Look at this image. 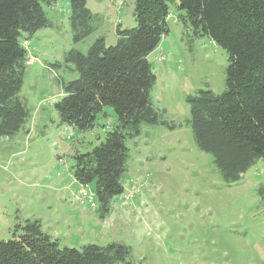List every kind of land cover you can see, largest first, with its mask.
Instances as JSON below:
<instances>
[{"label":"rangeland","instance_id":"obj_1","mask_svg":"<svg viewBox=\"0 0 264 264\" xmlns=\"http://www.w3.org/2000/svg\"><path fill=\"white\" fill-rule=\"evenodd\" d=\"M167 3L169 33L147 57L156 78L151 103L165 124H143L139 136L125 140L123 193L101 219L96 200L92 207L80 194L74 157L104 142L117 125L114 111L104 108L91 130L79 131L60 123L54 104L61 83L78 78L66 53L86 54L100 37L115 45L118 28L136 27L135 0H86L98 18L80 43L72 41L69 1L40 2L51 26L21 38L28 59L19 98L29 118L15 135L0 137V241L18 239L26 222H38L59 249L121 244L134 264H264L263 160L227 185L196 147L189 124L188 97L225 91L227 54L178 20L179 0Z\"/></svg>","mask_w":264,"mask_h":264},{"label":"trees","instance_id":"obj_2","mask_svg":"<svg viewBox=\"0 0 264 264\" xmlns=\"http://www.w3.org/2000/svg\"><path fill=\"white\" fill-rule=\"evenodd\" d=\"M0 0V137L15 135L29 112L19 98L27 52L23 35L50 27L40 2ZM74 43L96 31L97 16L86 0H68ZM179 21L196 37H207L227 54L225 91H199L188 97L189 124L196 147L209 154L223 182H238L255 162H264V0H179ZM167 0H135L133 29L116 30L115 45L96 39L86 54L70 50L64 62L78 78L62 82L63 96L54 104L61 124L91 130L103 109H113L117 125L104 142L74 157L73 177L80 186H94L98 216L109 214L111 200L123 193L125 140L140 134V126L165 122L150 99L155 75L147 57L169 33ZM26 41V39L24 40ZM258 193L264 197L263 182ZM18 239L0 241V264H134L121 244L59 249L26 222Z\"/></svg>","mask_w":264,"mask_h":264},{"label":"built area","instance_id":"obj_3","mask_svg":"<svg viewBox=\"0 0 264 264\" xmlns=\"http://www.w3.org/2000/svg\"><path fill=\"white\" fill-rule=\"evenodd\" d=\"M141 187V185L130 187L125 193V198L128 200L133 199L140 192ZM80 194L84 201L88 202L92 207H96L94 191L87 189V186H81Z\"/></svg>","mask_w":264,"mask_h":264}]
</instances>
